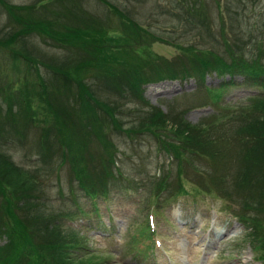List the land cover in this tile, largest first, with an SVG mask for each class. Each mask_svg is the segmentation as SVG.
Wrapping results in <instances>:
<instances>
[{"label": "trees", "instance_id": "obj_1", "mask_svg": "<svg viewBox=\"0 0 264 264\" xmlns=\"http://www.w3.org/2000/svg\"><path fill=\"white\" fill-rule=\"evenodd\" d=\"M0 3L7 11L10 25L0 32V57L7 56L14 62L21 60L34 68L23 76L24 84L9 82L2 87L6 108L0 104V239L4 240L0 244V264H105L101 257L87 252L84 236L69 223L70 218L84 210L76 205L74 209L60 205L53 208L51 202H58L65 195L61 187L56 190L57 197L52 192L49 194L51 185L43 173L62 161H69L70 176L79 190L92 199L105 194L106 190L95 184L104 175L113 176L116 170L118 148L111 139L115 133L129 138L148 135L171 156L170 164L176 166L174 179L168 169L159 175L154 182L156 192H162L165 197L154 198L152 206L157 208L158 203L163 206L178 201L176 197L185 193L187 185L184 175L193 174L190 185L197 191H215L225 200L240 205L237 216L252 227V240H259L255 250L264 256V96L251 98L253 103H248V107L224 105L198 123L185 120L184 110L163 111L146 102L140 103L137 98L138 89L147 82L188 77L202 82L204 73L210 71L219 75L229 73L232 78L244 65L248 67L250 80L264 87V65L257 58L246 64L240 55L204 53L192 47H178L176 42L167 40L178 48L179 55L171 59L158 55L152 62L145 57L146 53H141L137 63L127 59L121 68L117 61L111 65L118 58L113 55L118 46L110 45L108 30L87 11L90 20L85 21L87 18L81 11L83 1ZM166 10L174 16V9ZM195 10L189 12L186 21L193 23L192 30L203 25L205 32L208 31L211 25L208 16ZM123 21L134 25L136 33L151 35L132 17L126 16ZM173 29L179 32L177 27ZM34 36L79 45L98 57L97 65L92 67L96 74L103 75L93 76L99 80L98 85L85 79L84 59L76 60L72 66L68 60L58 65L51 63L48 68L52 73L42 74L28 47ZM131 47L124 45L119 49L126 51ZM105 48L112 49V53ZM51 58L58 60L54 56L47 60ZM85 60L87 65L90 59ZM148 64L150 68L144 72ZM112 92L118 93L119 100L111 96ZM63 94L69 97L65 105L60 99ZM170 122L171 127L165 128ZM29 128L38 134L39 155L22 166L12 159L8 146L16 141L11 136L14 131L21 134ZM166 130L171 133L164 138ZM85 150L96 151L95 158L86 157ZM35 163L42 164L34 166ZM172 181L176 184L174 196V192H169L173 189ZM72 191L75 190L70 186L69 192ZM136 233L135 241L145 236L141 231Z\"/></svg>", "mask_w": 264, "mask_h": 264}, {"label": "rangeland", "instance_id": "obj_2", "mask_svg": "<svg viewBox=\"0 0 264 264\" xmlns=\"http://www.w3.org/2000/svg\"><path fill=\"white\" fill-rule=\"evenodd\" d=\"M0 1L6 5H32L37 0ZM81 1L82 15L87 18L85 21L90 20V15L99 20L96 23H100L109 32L107 34L112 39L109 41L110 45L118 46L114 51L105 48L118 57L111 65L117 61V65L123 68L121 63L127 59H133L137 63L141 53H146L145 57L152 62L158 59V55L170 59L179 55L178 48L167 43V40L176 42L178 47H192L204 53L212 52L225 57L229 53L240 55L245 63L257 58L264 65V0ZM1 6L0 3V32L9 25L7 11ZM166 9H174V16ZM195 9L203 11L204 17L208 16L211 24L208 31L205 32L203 25L202 29L192 30L193 23L186 21L189 12H196ZM126 16L132 17L151 35L136 33L134 25L129 26L131 24L127 25L123 21ZM174 26L179 32L174 31ZM224 41H229L231 46ZM142 42L148 43L141 44ZM124 45L127 48L132 47L126 51L119 49ZM28 47L42 74L46 76L52 73L48 68L51 63L58 65L68 60V65L72 66L78 59H84L83 75L89 83L98 85L99 80L93 78L103 76L96 74L97 71L92 68L97 65L98 57L82 50L79 45L63 40L57 43L50 38L34 36ZM116 49L119 51H115ZM187 55L190 54L187 52ZM53 56L58 57V60H47V57ZM87 57L90 62L86 65ZM40 60L46 62L40 64ZM149 68L148 64L144 72H148ZM247 68L246 65L242 66L232 78L229 73L222 76L210 71L204 73L202 82L193 77L147 82L138 89L137 98L140 103L146 102L163 111L170 109L174 113L184 110L182 115L185 120L198 123L214 113V108L227 104L248 107V103H253L249 102L251 96H264V87L250 80ZM31 70L34 68L24 61L14 62L7 56L0 57V104L3 107L6 108V103L3 100L2 87L10 84L9 82L24 84L23 76ZM85 70L88 72L85 73ZM74 84L73 80L72 85ZM75 87L76 85L72 86L73 89ZM68 95L71 96V93ZM111 96L117 100L120 98L115 92ZM68 98L67 95H61L62 104L65 105ZM71 101L73 102L72 97ZM164 127L170 128L171 122ZM165 133L167 135L163 137L167 138L171 131L166 130ZM11 136L16 141L14 146H8L11 150L9 153L17 164L25 166L28 159L37 158L38 134L33 129H23L21 134L14 131ZM111 139L118 148L115 155L116 170L113 176L104 175L106 178L95 184V187L106 190L105 194L99 195L96 205H93L88 194L77 188L76 181L70 176L69 161H62L53 170H49V167L52 174L50 177L49 172L43 173V177L51 185L49 194L52 192L57 197L56 190L61 187L65 195L58 199L60 202H51L53 208H58L57 205L74 208L76 205L88 211L81 215L76 225L81 228L86 244L93 249L95 255L108 258L107 262L111 261L108 264H264V260L252 261V257L262 259L264 256L255 251V244H259V240L254 242L249 237L252 228H247L236 217L239 204L225 200L215 191H197L190 185L194 175L188 174L184 175V180L187 179L185 193H179L176 197L180 199V203L163 206L158 203L157 208L152 206L154 198L161 200L165 197L162 192H156L158 189L156 190L154 182L159 175L168 169L174 179L176 166L170 164L171 156L159 148L156 141L148 135L129 138L115 133L111 135ZM84 154L88 158H95L96 151L85 150ZM40 164L42 163L33 165ZM171 184L173 189L169 192H174L172 196L177 195L175 182L172 181ZM70 186L75 191L69 192ZM102 196L106 197L107 203L103 202ZM149 213L153 214L151 217L155 230L151 232V240L140 242L139 247L147 252L145 254L135 249L133 234L141 231L145 236L148 235Z\"/></svg>", "mask_w": 264, "mask_h": 264}]
</instances>
